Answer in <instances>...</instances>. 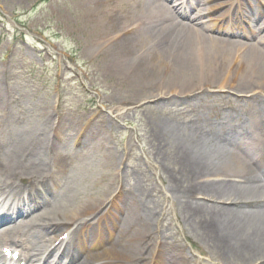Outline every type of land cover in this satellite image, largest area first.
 <instances>
[{
	"label": "rangeland",
	"instance_id": "374dc122",
	"mask_svg": "<svg viewBox=\"0 0 264 264\" xmlns=\"http://www.w3.org/2000/svg\"><path fill=\"white\" fill-rule=\"evenodd\" d=\"M219 1L226 0L209 4ZM241 3L245 13L249 5ZM225 5L206 18L222 20ZM92 6L89 0H0V130L52 127L50 152L64 159L56 160L50 172L58 174L63 166L59 178L70 180V188L92 186L98 192L105 187L104 199L117 201V206L105 202L97 211L99 217H108L107 211L112 214L104 226V235L112 237L106 238L110 241L105 247L119 241L121 250L127 236L137 234L123 248L122 264H264V258L253 252L235 249L233 236L211 228L222 219L220 207L232 210L230 218L246 220L241 232L247 236L264 226L249 221L248 206L233 203L234 196L229 199L233 189L249 191L250 198L264 195V144L224 138L237 135L234 131L243 124L264 142V116H258V104L233 92L205 101H183L181 94L170 95V88L162 89L168 96L158 100L148 97L159 95L155 87L144 95L133 93L136 83L108 75V56L94 54ZM259 7L264 14L262 3ZM250 8L256 10L251 4ZM233 14L232 25L236 18L242 29L251 22L237 12L232 18ZM2 136L8 137V132L0 131ZM6 143L0 141V157ZM195 146L200 153L207 150L210 157H217L220 167L232 152L240 153L257 178L209 175L202 179L204 188L198 189L205 192L191 190L198 183L196 169L185 160L196 155ZM200 168L208 172L205 166ZM219 189L229 190L218 194Z\"/></svg>",
	"mask_w": 264,
	"mask_h": 264
},
{
	"label": "bare ground",
	"instance_id": "6f19581e",
	"mask_svg": "<svg viewBox=\"0 0 264 264\" xmlns=\"http://www.w3.org/2000/svg\"><path fill=\"white\" fill-rule=\"evenodd\" d=\"M89 1L93 3L90 15L96 33L94 54L108 56V75L121 82L134 81L133 93L144 95L155 87L159 95L148 97H158V100L168 96L161 93L162 89L170 88V95L181 94L183 101H205L217 93L232 96L233 92L242 100L251 99L257 103L258 116H264L261 100L264 97V20H261L264 14L258 0H226L212 5L209 3L213 0H172L170 6L173 8L167 5L171 0ZM234 1L249 5L245 13H241L251 21L244 29L237 19L235 24H230L233 23L230 12ZM250 4L256 10L250 8ZM221 5L226 6L224 23L219 17L208 20ZM262 7L264 9V0ZM212 31L225 36L208 33ZM253 36H256L254 41ZM37 125L29 130L11 126L0 130L8 132V137H0V141L7 142L4 155L0 157V224L22 218L13 224L0 225V264L5 262L1 254L3 246L20 251L21 261H29V264H122L126 254L123 248H128L137 234L128 235L131 226L123 231V236H128L122 251L117 246L119 241L105 247L110 241L106 238L112 239L110 234L104 235L111 212L107 211L108 217L103 214L99 217L97 212L105 202L112 207L117 206V201L104 199L108 193L105 187L98 192L92 191V186L70 188V180L64 182V176L59 178L64 174L63 166L58 174L51 173L53 163L64 156L50 152L52 127ZM239 126L241 128L234 131L237 135L233 137L230 133L224 138L234 142L249 138L264 144L250 133L247 125ZM240 133H247V137H241ZM197 149L195 146L194 157L185 160L187 166L196 169L198 183L191 189L193 191H202L198 190L204 188L202 179L209 175L257 178L240 153L232 152L220 167L217 157H210L207 150L200 153ZM217 168L218 172L214 173ZM220 187L225 188V185ZM228 190L216 192L223 194ZM231 192L229 199L234 196L233 203L245 204L251 209L249 221L264 223V195L256 199L249 197V191L233 189ZM38 207H42L41 211L31 215ZM220 210L222 219L210 227L221 231L222 236H233L235 249L251 251L264 258V226L247 236L241 232L246 220L230 218L231 209L220 207ZM140 211L145 214L143 209ZM229 220L233 225H229ZM142 223L147 228L149 220L145 218ZM63 234L68 236L63 238ZM94 249L101 251L87 253L82 260L76 259L79 253Z\"/></svg>",
	"mask_w": 264,
	"mask_h": 264
}]
</instances>
